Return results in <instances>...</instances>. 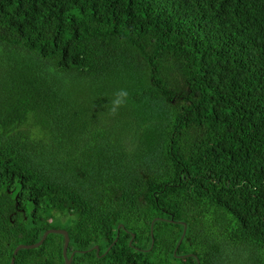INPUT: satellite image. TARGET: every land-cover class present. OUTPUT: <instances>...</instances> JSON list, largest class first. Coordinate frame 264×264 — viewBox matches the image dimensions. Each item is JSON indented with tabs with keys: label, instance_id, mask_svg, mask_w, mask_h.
<instances>
[{
	"label": "trees",
	"instance_id": "trees-1",
	"mask_svg": "<svg viewBox=\"0 0 264 264\" xmlns=\"http://www.w3.org/2000/svg\"><path fill=\"white\" fill-rule=\"evenodd\" d=\"M60 221L70 264H264V0H0V264Z\"/></svg>",
	"mask_w": 264,
	"mask_h": 264
},
{
	"label": "water",
	"instance_id": "water-1",
	"mask_svg": "<svg viewBox=\"0 0 264 264\" xmlns=\"http://www.w3.org/2000/svg\"><path fill=\"white\" fill-rule=\"evenodd\" d=\"M185 231H186V227L185 225H183V232H182V236L178 242V245L175 248V252L178 249L179 244L181 243L184 235H185ZM49 234H58V235H62L64 238V243H63V248H62V256H63V260H64V264H70L72 261V255H70L69 257L67 256V249H68V245H69V237L68 234L65 230H60V229H50L46 232H44V234L42 235L41 239L32 245H24V244H20L18 245L14 251H13V257L10 260L9 264H14L15 258L14 256L20 251V250H32V249H36L39 246H41L43 244V242L46 240L47 236ZM117 240V239H116ZM116 240L113 242V244L116 242ZM152 245H153V241H152ZM96 250H98V247H96Z\"/></svg>",
	"mask_w": 264,
	"mask_h": 264
},
{
	"label": "clouds",
	"instance_id": "clouds-1",
	"mask_svg": "<svg viewBox=\"0 0 264 264\" xmlns=\"http://www.w3.org/2000/svg\"><path fill=\"white\" fill-rule=\"evenodd\" d=\"M129 93L126 89H118L113 93V98L109 101L108 113L111 116L118 114L119 110L128 103Z\"/></svg>",
	"mask_w": 264,
	"mask_h": 264
},
{
	"label": "rangeland",
	"instance_id": "rangeland-1",
	"mask_svg": "<svg viewBox=\"0 0 264 264\" xmlns=\"http://www.w3.org/2000/svg\"><path fill=\"white\" fill-rule=\"evenodd\" d=\"M57 227H58L59 229L61 228L60 230H62V228H63V222L60 221V223L57 225ZM67 234H68V233H67ZM61 236H62V235H61ZM117 237H118V234H117ZM116 239H117V238H116ZM116 239H115V240H116ZM116 241H117V240H116ZM63 243H64V238H63ZM96 247H97V246H95L94 249H96ZM67 252H68V249H67ZM72 254L74 255V253H71L70 255H72ZM70 255H69V256H70ZM67 256H68V255H67ZM69 256H68V257H69ZM72 257H73V256H72Z\"/></svg>",
	"mask_w": 264,
	"mask_h": 264
}]
</instances>
